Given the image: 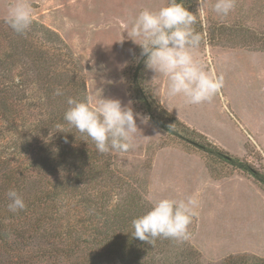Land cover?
Instances as JSON below:
<instances>
[{"label":"trees","instance_id":"1","mask_svg":"<svg viewBox=\"0 0 264 264\" xmlns=\"http://www.w3.org/2000/svg\"><path fill=\"white\" fill-rule=\"evenodd\" d=\"M182 2L197 11L198 0ZM246 2L254 7L247 10ZM239 7V19L194 25L201 45L224 36L234 46L264 51V25L244 22L250 12L264 13V0H243ZM140 53L127 73L133 106L186 152L201 154L213 179L238 172L264 189L263 169L223 149L154 97ZM57 88L63 95L54 94ZM69 96L88 99L84 74L61 36L35 19L26 34H17L0 19V264H215L186 240L157 238L152 246L131 237V221L149 208L144 184L141 190L116 172L121 152L101 154L67 125ZM9 189L23 197V210L8 209ZM217 264H264V257L230 255Z\"/></svg>","mask_w":264,"mask_h":264},{"label":"rangeland","instance_id":"2","mask_svg":"<svg viewBox=\"0 0 264 264\" xmlns=\"http://www.w3.org/2000/svg\"><path fill=\"white\" fill-rule=\"evenodd\" d=\"M12 2L0 0V19ZM25 2L35 20L61 36L84 74L87 95L93 103L100 96L117 98L122 105L131 102L134 112L145 116L132 104L127 73L140 46L127 38L126 22L141 9H158L167 0ZM241 2L236 0L228 17L239 19ZM213 3L214 0H208L206 26L208 18H219L212 10ZM247 4H243L247 10L254 7ZM250 15V19L244 20L247 25H264V13ZM262 32L258 31L259 35ZM229 40L222 36L218 44L209 42L194 50L205 69L223 80L222 89L211 101L192 105L182 96H167V77L155 76L149 69L146 83L152 93H158L159 97L153 93L154 97L172 109L170 112L176 117L223 149L264 170V51L234 46L237 42ZM137 125L141 133H137L131 150L117 155L118 167L113 165L116 172L129 176L138 187L144 184V197L194 196L198 200V214L189 225L186 241L206 262L217 264L239 254L264 257V189L238 172L213 179L201 154L186 152L149 120L141 123L137 117Z\"/></svg>","mask_w":264,"mask_h":264},{"label":"clouds","instance_id":"3","mask_svg":"<svg viewBox=\"0 0 264 264\" xmlns=\"http://www.w3.org/2000/svg\"><path fill=\"white\" fill-rule=\"evenodd\" d=\"M195 13L189 11L182 0H167L158 9L143 8L127 21V38L141 48L144 64L157 75L167 77L166 95L182 96L187 104L199 105L211 101L223 87V80L207 71L194 55L202 43L203 36L194 28L206 16L208 0H198ZM236 0H214L212 10L222 19L230 15ZM4 22L17 34H26L34 23L31 7L25 0H13L9 5ZM154 76V77H155ZM153 93L159 97L156 91ZM55 95H63L60 88ZM63 119L71 128L85 134L101 154L127 152L135 146L137 117L147 123L149 117L134 112L129 105H122L117 98H100L93 103L91 98L66 100ZM167 107L166 105H164ZM169 111L172 109H169ZM63 131V130H61ZM71 132V131H68ZM7 207L12 212L26 207L23 197L16 189L6 192ZM148 211L131 221V237L152 246L157 238L176 241L189 238V225L198 214V200L146 196Z\"/></svg>","mask_w":264,"mask_h":264}]
</instances>
